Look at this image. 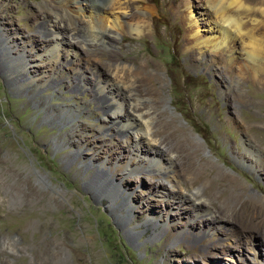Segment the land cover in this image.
<instances>
[{
	"label": "rangeland",
	"instance_id": "obj_1",
	"mask_svg": "<svg viewBox=\"0 0 264 264\" xmlns=\"http://www.w3.org/2000/svg\"><path fill=\"white\" fill-rule=\"evenodd\" d=\"M181 1L147 0L145 34L113 46L87 28L78 62L55 63L51 36L70 24L52 18L59 3L0 0V264H264V67L187 50ZM139 59L160 79L159 106L139 107L174 156L167 172L146 139L102 128L96 76ZM174 129L197 145L192 176Z\"/></svg>",
	"mask_w": 264,
	"mask_h": 264
},
{
	"label": "bare ground",
	"instance_id": "obj_2",
	"mask_svg": "<svg viewBox=\"0 0 264 264\" xmlns=\"http://www.w3.org/2000/svg\"><path fill=\"white\" fill-rule=\"evenodd\" d=\"M48 1L59 3V6L48 4L53 13L52 18L57 21L66 18L70 23L64 26L61 34L51 36L50 54L55 63H59L64 51L73 61L78 59L76 47H79V41L87 28L90 29V37L103 41L107 46H113L114 37L123 31L137 36L145 34L151 22L150 18L158 14L157 8L147 0ZM174 10L185 29L183 45L187 50L199 49L200 54H210L212 58L223 56L232 65L237 66V72L240 71L238 65L243 58L252 61L255 72L257 66L264 67V0H182L179 6H174ZM47 24L49 20L46 21V28L49 26ZM138 61L135 71L131 70V63L123 62L116 64L117 69L110 78L105 79L96 74L93 91L103 96L101 105L104 113H112L113 119L103 125L104 130L109 131L112 128L122 133H135L137 140L146 139L157 149L162 143L155 137L163 131L153 130L149 123L151 117H148L151 110L139 107V102L143 99L142 95H149L155 106H159L161 92L156 86L160 79L148 72L149 65L146 61ZM152 66L157 67L155 64ZM120 70L126 71V74H120ZM86 82L84 72L78 68V86L81 87ZM144 86H150L145 90L146 94L141 89ZM109 123L111 126L107 128ZM174 124L175 121L168 122L166 127L173 128ZM168 135L171 141L178 144V148L181 146L185 151L188 160L187 171L191 176L196 174L195 171L199 170L200 166L195 161L196 155L192 154L190 149L197 145L192 143L183 129H174ZM166 150L158 148L160 156L151 161L159 172H167L175 163L173 154H166ZM194 200L199 204L198 198Z\"/></svg>",
	"mask_w": 264,
	"mask_h": 264
}]
</instances>
